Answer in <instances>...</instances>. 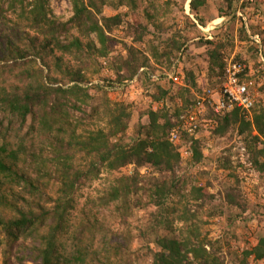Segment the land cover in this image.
Segmentation results:
<instances>
[{
    "label": "trees",
    "instance_id": "obj_1",
    "mask_svg": "<svg viewBox=\"0 0 264 264\" xmlns=\"http://www.w3.org/2000/svg\"><path fill=\"white\" fill-rule=\"evenodd\" d=\"M68 1L71 16L64 20L54 14L50 0H0V24L11 32L6 45L0 46L2 264H225V254L233 255L235 264L264 263V224L256 228L251 246L243 238H248L247 232L225 235L222 241L210 237V220L228 213L227 224L234 225L247 207L231 148L216 159L217 170L230 181L224 193L213 194L207 182L191 185L186 194V181L178 175L182 149L190 151L189 164H201L207 139L217 145L236 133L248 163L264 179V97L254 96L250 114L238 108L216 114L207 100L193 96L195 90L202 92L204 84L198 86L197 80L204 71L212 81L208 86L220 87L224 59L234 48L231 31L224 34V42L217 37L194 42L206 47L205 68L190 66L181 85L165 87L140 70L153 72L150 60L155 67L169 69L188 49L184 30L169 28V36L161 40L142 22L137 0ZM234 1L216 5L214 0H190L189 12L196 21L185 17L191 28L204 27L209 13L219 18L232 15ZM249 2L244 0L242 8L258 5ZM122 8L126 11L120 12ZM116 31L130 39L131 43L122 42L124 54H112ZM238 33L250 38L244 23ZM14 35L22 44L10 42ZM261 38L255 52L263 57L264 68ZM103 69L112 74L113 79H103L110 81L111 89L138 75L152 85L149 96L169 106L139 109L138 118L144 116L145 122H135L133 104L110 100L101 86H92L95 94L84 86L101 77ZM248 75L245 67L241 79L253 93ZM195 108H205L198 119L207 125L198 124L190 134L179 128V117ZM174 130H179L178 143L170 141ZM197 133L202 136L194 138ZM128 167L131 174L126 173ZM141 169L147 173L140 174ZM103 175L105 188L97 195L82 194ZM80 198L84 203L79 207ZM105 211L122 229L108 222ZM237 242L244 246L238 255Z\"/></svg>",
    "mask_w": 264,
    "mask_h": 264
},
{
    "label": "rangeland",
    "instance_id": "obj_2",
    "mask_svg": "<svg viewBox=\"0 0 264 264\" xmlns=\"http://www.w3.org/2000/svg\"><path fill=\"white\" fill-rule=\"evenodd\" d=\"M189 1L190 0H137V13L140 16L142 22L148 25L151 32L153 31L154 33H156V35L160 36L161 40H164L169 36V28L184 30V33L189 38V42L187 43L188 49L186 53L182 52V54L180 53L179 58L178 56L174 58V60L172 61L173 64H171L169 69L155 67L152 60H150L149 62V67H151L153 72L156 73H169L170 71H172V68L176 66V68H178V71L182 69V76H184L185 70L190 68V66H200L205 68V62L207 59V56H205L206 47L196 45V43L194 42H197L198 40H200V38L211 40L216 37L217 40H221L222 42H224V34L228 31H231L234 39V48L232 52L228 53L229 55L227 54L228 56H226L224 60H234V57H238V61L242 62L246 68L249 67L248 80L252 83L250 89L253 91L256 99L259 97H264V68L260 63L261 61L259 59V55L255 52L257 48L253 40L254 35L258 36V40L262 39L261 36H264V0H250L249 4H254L253 2L257 1V7L247 5V7L245 8H242L241 6L244 0H235L233 4L234 13L232 15L219 18L216 14L210 15L209 13L205 16V26L198 28H191L189 26L190 23L187 22V19L185 17L188 16L189 19L192 20V22L196 21L194 15L190 14L189 12ZM214 1L216 2V5H219L220 0ZM50 7L57 17H60L64 20L68 19L71 16V5L68 0H50ZM119 11L125 12L126 8H122ZM148 15H152L153 18L151 20H148ZM234 17H236V20L230 22ZM242 23H244V26L248 32V36L250 37H248L249 39H244L238 33ZM155 26L160 27V30L162 29L163 32L161 33L160 31L155 29ZM164 29H166L167 31L165 32ZM10 33L11 32H7L6 27L0 24V46L6 45L7 36ZM14 36H11L9 38L10 42L16 43L17 41L18 43L22 44V40L16 37V35ZM114 36L117 40V43L112 54H124L122 42L131 43L130 39H124L122 37L121 31H116L114 33ZM241 37L243 39H241ZM144 54L147 58L150 59L148 53L144 52ZM191 57L194 58L192 62H190L188 59ZM46 61L51 62L50 58H47ZM2 64L4 63L0 60V65ZM37 65L41 66V63L37 62ZM111 76L112 74L107 69H103L101 77L91 78V81L89 83L91 85L86 84L84 86L89 89L91 94H95V88L97 86H101L104 89L106 88L110 100L118 103L133 104L135 108V122L139 120V109L141 111H144L146 109L155 110L161 108L163 104L169 106L168 102L158 103L149 96L150 93H154L152 85L149 82L145 81L143 78H140V76L137 75V77H135L133 80L127 82L125 86L123 85L124 87H115L116 85H114L113 89L108 86L110 84V81L103 80L104 78H110ZM57 77L60 78V76ZM111 78L113 79V77ZM203 79L206 80V82H204ZM197 82L198 86H201L203 84L204 86H201V93L197 92V90L193 92L194 98L196 100L201 99V101L207 100L208 102V99L206 97L207 93H205L206 90H211L212 92L216 91L213 90L211 86H208L212 81L208 79L207 73L204 71L200 73ZM93 85L96 87H92ZM165 87L167 86L165 85ZM101 95L102 91L99 92V96ZM215 98L216 96L213 97V99ZM208 104L209 108L213 111L209 102ZM204 109L205 108L191 109L185 111L183 115H193V117L195 118V126L198 128V124H203V126H205L204 128H206L207 124L205 125L203 121H200L198 119V116L202 115ZM75 114L76 116H78V113ZM139 121L145 122V117H141ZM128 135L131 139L135 138L134 127H131L128 130ZM201 136L202 135L197 133L195 134L194 138H200ZM190 144L191 142L189 141L186 145ZM227 148H231L230 153L232 165L233 167H235L233 170L240 179V188L247 207L246 211L241 214L242 218L239 221L236 220L234 225L228 226L227 213L221 218H214L210 220L208 230L210 231V237L212 239H217L220 241L224 240V238L226 237L225 235H228L227 237L230 238L235 233L244 235L247 232L246 236H248V238H243L250 240L249 244L251 246L254 243L252 241V235L254 234L256 228L264 224V179H260L255 173L254 169H252L251 165L248 163V155L245 148L243 147L240 138L236 135V133L233 134L232 138L229 139L228 142L217 145L212 140L207 139L203 151L205 159L201 164H189V156L185 155L184 149H182L180 152L182 161L179 164L178 175L180 176V178H182V180L186 181L187 185L184 187V192H186V194L189 192V188L191 185H204L207 182H210L212 184L209 190L213 194L217 195L218 193H224L223 186L230 181L228 178H226V175L223 171L217 170L216 159L223 152V155H225V150ZM131 172L132 167H128L126 173L131 174ZM146 173V169L140 170V174L144 175ZM106 178L107 177L103 175L101 179L94 182L90 188H85L82 191V194H84L85 196L88 194L97 195L98 191L107 186V181L105 180ZM83 203L84 199L80 198L79 207ZM110 210H113V208L111 207ZM230 212L234 214H240V211L235 209H231ZM141 214L142 213H138L139 216ZM105 215L108 219V222L113 225L115 229H122V227L119 225V221L117 219H114L115 217L109 215L107 211H105ZM227 228H229L228 230H230V232L227 230ZM234 247L236 249V255L240 254L242 249L244 248V246H242L240 242H237ZM251 259L252 258H249V260ZM225 260V264L236 263V259L233 257V255L228 256V254H225ZM0 264H2L1 253ZM257 264L264 263L258 262Z\"/></svg>",
    "mask_w": 264,
    "mask_h": 264
},
{
    "label": "built area",
    "instance_id": "obj_3",
    "mask_svg": "<svg viewBox=\"0 0 264 264\" xmlns=\"http://www.w3.org/2000/svg\"><path fill=\"white\" fill-rule=\"evenodd\" d=\"M255 41L259 43L258 36L254 37ZM140 72L145 73L151 81L157 84H182V75L178 71L176 66L169 73H156L151 72L148 68H142ZM245 73V66L240 62H236L233 59L225 61V68L223 73V81L217 91L212 92L211 90H206L207 99L210 103L214 113L224 114L232 110L233 108H238L247 114H250L252 108L255 105V98L253 93L249 90L248 84L242 81L241 76ZM131 83V82H130ZM127 84V83H126ZM213 99V97H215ZM213 99V100H212ZM181 128L184 131L192 134L196 128L195 118L193 115H182L179 117ZM179 130H174L170 133V141H179ZM189 145H186V147ZM185 155H190L189 151L184 150Z\"/></svg>",
    "mask_w": 264,
    "mask_h": 264
},
{
    "label": "crops",
    "instance_id": "obj_4",
    "mask_svg": "<svg viewBox=\"0 0 264 264\" xmlns=\"http://www.w3.org/2000/svg\"><path fill=\"white\" fill-rule=\"evenodd\" d=\"M255 36H257V35H254V36H253V40H254V42H255L256 48H257V49H260V46L258 45V43H257V42L255 41V39H254ZM262 58H263V57L259 54V59H260V61H262ZM181 71H182V69L180 70V72H181ZM203 80H204V79H203ZM204 82H206V80H204Z\"/></svg>",
    "mask_w": 264,
    "mask_h": 264
}]
</instances>
